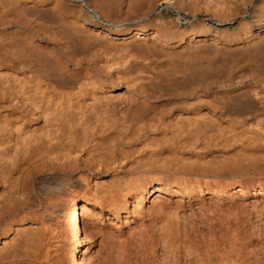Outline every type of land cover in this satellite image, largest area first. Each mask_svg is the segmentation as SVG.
<instances>
[{
  "label": "bare ground",
  "instance_id": "6f19581e",
  "mask_svg": "<svg viewBox=\"0 0 264 264\" xmlns=\"http://www.w3.org/2000/svg\"><path fill=\"white\" fill-rule=\"evenodd\" d=\"M9 25L0 60L17 67L0 64V213L35 218L0 226V263L264 264V122L244 123L237 146L220 122L264 109V0H0ZM97 45L117 51L103 64L115 74L83 81L78 56ZM166 96L184 99L176 113L153 104ZM116 115L152 128L141 149L155 174L114 159ZM122 171L124 182L102 183ZM15 172L25 184L37 173L33 187L13 194Z\"/></svg>",
  "mask_w": 264,
  "mask_h": 264
},
{
  "label": "rangeland",
  "instance_id": "374dc122",
  "mask_svg": "<svg viewBox=\"0 0 264 264\" xmlns=\"http://www.w3.org/2000/svg\"><path fill=\"white\" fill-rule=\"evenodd\" d=\"M176 15V12L174 11V10H172V9H169V10H167V12H166V17L167 18H170V17H172V16H175ZM43 23H44V21H43ZM41 28L43 29L44 28V25H43V27L41 26ZM40 27H37V29H34L33 31L34 32H36V30H39L40 31V34H42V35H37V38H39V39H41V42H42V44L44 43L43 41H44V29H43V31H42V29H41ZM14 29H16L14 26H11V25H9V26H7L6 28H1L0 27V31H13ZM6 43H8V42H6ZM97 48L99 49L100 48V52L98 53V52H96V55L95 56H93L92 54H90V55H88L87 53L88 52H90L91 53V51H89V50H87L88 52H84L83 53V55H81V54H79L80 56H78V54L76 53L75 54V57H81L82 58V60H81V63L78 65V69L76 70V72H79V77H80V79L81 80H83V81H87V79L85 78V75L86 74H84V72H86V71H88L89 72V74H91V75H93L96 79H101V80H105L107 77H112V76H114V74H115V70L112 68V69H110L109 70V72L108 71H106V70H108V67L105 69V68H103L104 66H103V64H104V62H106V60H110L109 62L110 63H112V62H114L115 60H114V58H115V54H112V53H116L117 51L115 50L114 51V49H112L111 47H106V48H104V47H100L99 45H97ZM96 48V49H97ZM104 48V49H103ZM95 50V49H94ZM113 51V52H112ZM104 52H107V53H104ZM111 52V53H110ZM8 54V53H7ZM6 53H1V55H0V58L3 56V57H7L8 58V55H7ZM85 54H87L86 56H85ZM102 54V55H101ZM108 55H109V58H108ZM65 56V55H64ZM89 56V57H88ZM90 56H92V57H90ZM10 57H11V55L9 54V59H10ZM97 58V59H96ZM8 59V61L5 59V60H0V64L1 63H4V65H2V67H8L7 69H14V68H16L17 67V65H15L16 64V62H15V64L13 63V61H11V60H9ZM86 59V60H85ZM89 59H91V60H89ZM98 60V61H97ZM114 60V61H113ZM89 64H88V63ZM9 63V64H8ZM94 64H95V66H94ZM6 65V66H5ZM85 66V68L86 67H88V69L86 70V69H84V67H82V66ZM89 65V66H88ZM97 65V66H96ZM99 65V66H98ZM73 66V65H72ZM113 66V65H112ZM106 67V66H105ZM111 67V66H110ZM35 70V69H34ZM93 70V71H92ZM36 72H37V74L38 73H40V72H42V71H39L38 69H36L35 70ZM80 72H81V74H80ZM104 72V73H103ZM133 72V71H132ZM130 73L129 75L127 74V76H126V78H128V76H130L129 78H132V79H135V78H137L141 73H139V71L138 72H135L134 71V73ZM108 74V75H107ZM131 74L133 75V76H131ZM82 75V76H81ZM102 77V78H101ZM244 85L246 86V84L248 85L250 82H252V81H254V79H251L250 77H245L244 79ZM251 80V81H250ZM83 81H81V82H83ZM80 82V83H81ZM111 82V83H110ZM107 83L108 84H110V85H114V83L112 82V81H107ZM125 84V83H124ZM122 87V88H121ZM118 90H115L114 92H115V94L116 95H119V92H123V93H126L127 91L125 90V87L124 86H121ZM137 86H135V88H136ZM138 88V87H137ZM121 89V90H120ZM119 91V92H118ZM125 91V92H124ZM123 93H121L119 96L120 97H122V95H124ZM126 95V94H125ZM165 98V99H164ZM164 98H161L160 100L159 99H157V101H154V103L153 104H156L157 103V105H167V106H169V104L170 105H172V103H173V101H174V103H180V105H182L183 103H184V99H179V100H176V102H175V99H173V98H170L169 99V101H168V97L166 96V97H164ZM179 101H181V102H179ZM190 101H194L193 99L192 100H190ZM168 102V103H167ZM165 103V104H164ZM174 103H173V105L172 106H169V108H167V106H165L166 108L165 109H170V108H173V112H177L178 111V109H179V106H174ZM182 103V104H181ZM174 106V107H173ZM178 107V108H177ZM257 109V108H256ZM253 109V110H251V111H249V112H247L248 113V115H247V113H245V116H244V114H242L243 116H241V113H240V115H239V117L237 118L238 120H232L230 117H224L225 118V120H224V118L220 121L222 124H224V126H228L227 124H229V123H231V124H233L231 127L234 129V127H235V129L233 130L231 127H230V124H229V126H228V130L226 129V130H224V131H226L225 132V136L226 135H229V136H227V140L229 141V138H231V140H230V142H231V145H234V146H237V145H240L241 143H242V139H243V137L242 136H240L241 134H238V133H241L240 131H241V126L242 125H244V123H246L247 125H252L253 127H254V124L257 122L258 123V121L259 120H261V122H264V121H262V119L264 118V117H262L263 115H264V109L263 110H261V111H257V110H260V109H262L261 107L259 108V109ZM254 110H256V112H254ZM252 111L254 112V114L252 113ZM263 111V112H262ZM261 112V113H260ZM174 113V114H175ZM120 115V114H119ZM119 115H116L115 116V120H114V122L112 123V124H115V125H112L113 126V129L111 128V130H114L115 128V130L114 131H112V132H114L113 134H112V138H109V139H111V140H113V144H114V148H113V150H111L112 152H113V156H114V159H116V161L118 162L119 161V159L121 160V155L124 157L125 155H126V158H129L130 156V158H133L134 160H138V162H136V164L138 163L140 166H136V167H134V168H131L130 167V171H131V173H134L133 175H137V174H139L138 172H136V168H138L139 169V167H140V169H142L143 167V170H147V172L148 173H150L151 172V174H155L156 173V169L155 170H153V171H151V169H150V167L148 168L146 165H143V161H144V156H143V150L144 149H141L142 148V145L144 146V147H146L147 146V144H145L144 145V143H149L148 141V139H149V137H150V135H151V133H152V128H146L144 131H141L140 132V130L139 129H137V128H134L133 126H136V125H133V124H128L124 119H122L121 117L119 118L118 116ZM247 115V116H246ZM250 115V116H249ZM240 116H241V118H240ZM259 116H261L260 117V119H259ZM246 117H248V118H246ZM227 118V119H226ZM240 118V119H239ZM246 118V119H245ZM262 118V119H261ZM117 119V120H116ZM259 119V120H258ZM241 120V121H240ZM247 120V121H246ZM256 120V122H252V124H251V121H255ZM264 120V119H263ZM124 121V122H123ZM244 121V122H243ZM246 121V122H245ZM127 123L126 125L125 124H123V123ZM227 122V123H226ZM241 124H240V123ZM260 122V121H259ZM260 122V123H261ZM121 125H120V124ZM239 123V124H238ZM120 125L122 128H120L118 125ZM123 124V125H122ZM238 126H236V125ZM131 125H133V126H131ZM255 126H257V124L255 125ZM229 128H231L234 132L236 131V134L237 135H239V137L237 138L236 137V139H235V141L233 140L234 139V137L236 136L235 134H234V132H232V130H230ZM239 128V129H238ZM117 129H119V130H117ZM214 129H215V127H214ZM217 129V128H216ZM126 130V131H125ZM137 130H139V131H137ZM125 131V132H124ZM136 131V132H135ZM229 131V132H228ZM116 132V133H115ZM232 132V133H231ZM119 133V134H118ZM230 133H231V135H230ZM115 134H117V135H115ZM121 134V135H120ZM126 136H125V135ZM150 134V135H149ZM235 136H234V135ZM115 137H114V136ZM118 135H120V136H118ZM132 135V136H131ZM146 135H147V137H146ZM254 135H257V134H254ZM6 137V135H2V134H0V137H2V138H5ZM119 138H118V137ZM121 136L123 137V138H121ZM130 136V137H129ZM224 136V137H225ZM231 136V137H230ZM128 137V138H127ZM217 137H218V135H217ZM125 138H127L128 140H126ZM129 138H131V139H129ZM145 138H147L146 139V141H145ZM239 138H241V140H239ZM135 139V140H134ZM106 140H108V139H105V140H103L102 141V143H101V147L103 148V146H105V148L104 149H107V151H106V153H109V150H108V146L107 145H109V142L108 141H106ZM104 141H106L105 143V145H104ZM115 141V142H114ZM119 141V142H118ZM127 141V142H126ZM108 142V143H107ZM126 142V143H125ZM110 143H111V141H110ZM118 144V145H117ZM103 145V146H102ZM117 145V146H116ZM122 147V148H121ZM129 147H134V149L132 150V149H130ZM135 147L137 148V147H139V148H137V149H135ZM252 147V148H251ZM127 148V149H126ZM255 149L256 148V150L258 149V146H251L250 144H249V146L246 148V151H247V149H249V150H251V149ZM114 149H115V151H114ZM124 149V150H123ZM125 149H126V152H125ZM132 150L131 151V153L130 152H128L127 150ZM262 153L264 154V148L262 147ZM121 150V151H120ZM129 150V151H130ZM137 150V151H136ZM138 150H139V152H138ZM248 150V151H249ZM122 151H124L125 152V154H123L122 153ZM137 152V153H136ZM114 153H115V155H114ZM110 154V153H109ZM241 154H243V155H248V154H250V153H242V151H241ZM133 156H137L136 158L135 157H133ZM158 156V155H157ZM216 156H217V154H216ZM116 157V158H115ZM159 157H160V155H159ZM218 157H220V158H222V156L220 155V154H218ZM129 158V159H130ZM142 158H144V159H142ZM158 158V157H157ZM162 160V162H163V157L161 156L160 158H158V159H156V161H158V164L159 165H161V163L162 162H160ZM160 162V163H159ZM141 163H142V166H141ZM135 164V163H134ZM135 164V165H136ZM134 165V166H135ZM142 167V168H141ZM148 169H147V168ZM263 168H264V164H263V166H262ZM146 168V169H145ZM132 169H133V171H132ZM135 171V172H134ZM34 172H36V171H34ZM44 172H47L46 170H44ZM154 172V173H153ZM256 172L257 171H255V170H252V171H249L248 172V176H255L256 178H257V176H256ZM22 173V172H21ZM21 173H18V172H15L14 173V175H13V178H14V180L12 179V184H13V182L14 181H16V183H15V186H13L12 185V190H13V192L15 191L17 194L19 193L18 191H20V189L23 187V186H25L26 185V187L27 186H30L31 188L33 187V185H32V181H33V177H34V179H36L35 177L38 175L37 173H33V175H32V180L30 179L29 180V182L27 183V184H25L23 181H22V176H21ZM65 173H68V171L67 172H65ZM126 173H128L127 171H122V172H119V174H116V176L113 174V173H109V174H107L106 175V177H104L103 179H102V183L103 184H109V183H111L112 182V180H114L115 182H118L119 180V182H124V181H122V180H124L125 178L124 177H126ZM255 173V174H254ZM22 175H23V173H22ZM119 175V176H118ZM15 176V177H14ZM221 176H223V178L224 177H226V178H232V175H231V173L229 172V171H225V172H223L222 174H221ZM243 178V176L242 175H240V176H236L234 179L235 180H241ZM118 179V180H117ZM103 180H104V182H103ZM20 182H23L24 183V185L22 186V185H20ZM31 182V183H30ZM1 183V182H0ZM23 183H21V184H23ZM3 186V184L1 183L0 184V191H2V189H3V191H4V186ZM29 187V188H30ZM30 188V189H31ZM18 189V190H17ZM2 191V193H4ZM13 193V194H16V193ZM21 192V191H20ZM1 193V192H0ZM15 197H17L16 195H14ZM0 197H1V195H0ZM14 197V198H15ZM1 199V198H0ZM22 209H24V210H22ZM21 210H18V211H15V210H12V211H10V212H8V213H4V214H1L0 213V226H3L4 224H5V222L7 223L8 221L9 222H13V221H15V219L17 220H19V219H23V221H24V223H28L32 218H35V216L33 217V215L31 216V211H30V209L29 208H27L26 207V209H25V207H23ZM16 213V214H15ZM29 214H30V216H29ZM16 215V216H15ZM14 218V219H13ZM24 248V247H23ZM24 250V249H23ZM23 250H21V255L22 256H25V254L27 253V250H26V248H25V250L23 251ZM68 251V252H67ZM66 252L67 253H69V250H67ZM25 258V257H24ZM67 258H69L68 257V254H67ZM15 258L14 257H11V256H8V257H6L4 260H2L1 261V263L0 264H38V263H35V262H33V261H26V262H22V263H20V262H18V261H16V260H14ZM14 261V262H13ZM4 262V263H3ZM9 262V263H8Z\"/></svg>",
  "mask_w": 264,
  "mask_h": 264
}]
</instances>
